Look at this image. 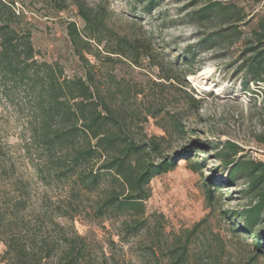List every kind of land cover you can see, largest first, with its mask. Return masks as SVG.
Instances as JSON below:
<instances>
[{
  "label": "rangeland",
  "instance_id": "1",
  "mask_svg": "<svg viewBox=\"0 0 264 264\" xmlns=\"http://www.w3.org/2000/svg\"><path fill=\"white\" fill-rule=\"evenodd\" d=\"M4 1L30 22L40 62L60 63L67 76L83 73L67 29L70 23H75L81 33L87 32L75 0H67L64 10L52 0ZM216 1L233 12L224 17L216 14L196 28L186 13ZM79 3L88 14L103 21V43L92 41L93 49L100 54L88 58L95 68L107 74L101 80L108 102L121 114L137 141L156 147L152 150L153 162L175 160L171 171L151 181L150 197L145 202V217L165 238L155 245L157 256L162 258L165 253L167 258L174 243L187 241V264H264V248L257 251L255 239L242 235L239 217L232 214L247 204L241 193L245 181L239 180L235 186L227 184L230 168L220 160L224 145L232 143L241 150L238 158L264 162V87L247 84L241 69L244 43L264 16V0H79ZM233 4L241 9L238 13ZM248 20L250 23H246ZM229 28L215 44L201 41ZM120 39L142 51L140 65L108 53L116 50ZM109 56L113 61H108ZM190 56H195V61ZM167 74L178 80L174 86L163 79ZM184 79L187 85L183 84ZM5 117L3 121L11 126L6 141L16 145L19 137L15 117L11 114ZM176 123H180L178 128ZM12 157L18 158L16 154ZM194 166L201 169L195 171ZM19 170L14 178H6L2 186H14L20 177L29 180L30 210H37L44 187L37 183L31 169L23 165ZM206 184L214 190L212 203L207 199ZM126 218L111 220L106 229L92 219H81L75 222V228L88 238L95 255H99V247L108 243V255L113 253L129 264H156L145 256L153 238L148 232L127 244L120 243L118 234ZM57 222L72 233L65 220ZM4 250L0 244V264H5Z\"/></svg>",
  "mask_w": 264,
  "mask_h": 264
},
{
  "label": "trees",
  "instance_id": "2",
  "mask_svg": "<svg viewBox=\"0 0 264 264\" xmlns=\"http://www.w3.org/2000/svg\"><path fill=\"white\" fill-rule=\"evenodd\" d=\"M52 1L61 5L60 10L65 9L67 0ZM75 3L87 32L81 33L75 23L68 25L70 42L84 69L82 74L71 77L60 63L37 59L39 52L30 22L17 15L11 4L0 0V244L5 247L2 261L129 264L113 253L108 255V243L99 247V255L93 254L88 238L75 228V222L81 219H92L106 229L111 220L127 217L118 234L121 244L148 232L153 238L146 259L152 258L156 264H187V241L174 243L167 258L165 253L162 258L157 256L155 245L165 238L145 217L151 181L171 171L175 160L153 162L152 150L156 147L137 141L121 114L108 102L101 80L107 74L95 68L88 58L100 54L93 49L92 41L103 43V21L88 14L79 0ZM233 5L238 13L239 7ZM232 12L216 1L189 10L186 16L199 28L216 14L224 17ZM230 30H221L201 41L215 44ZM116 45V50L108 53L140 65L142 51L138 47L126 39L118 40ZM244 45L241 69L246 83L264 87V16L251 29V38ZM247 55L250 57L245 59ZM190 57L195 61V56ZM108 61L113 60L110 57ZM163 79L171 86L178 81L171 74ZM183 84L187 85L186 79ZM5 114L15 117L19 137L16 145L6 141L11 126L3 121ZM179 126L180 123L175 124L176 128ZM221 153L220 160L230 168L227 184L235 186L237 181H245L241 193L247 204L232 214L239 217V231L253 237L260 252L264 248V162L238 158L241 150L232 143L225 144ZM23 165L32 170L37 183L44 187L37 210H30L29 180L20 177L14 186H2ZM205 186L207 199L212 203L214 190ZM57 220L70 224L72 233Z\"/></svg>",
  "mask_w": 264,
  "mask_h": 264
}]
</instances>
